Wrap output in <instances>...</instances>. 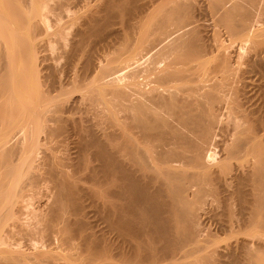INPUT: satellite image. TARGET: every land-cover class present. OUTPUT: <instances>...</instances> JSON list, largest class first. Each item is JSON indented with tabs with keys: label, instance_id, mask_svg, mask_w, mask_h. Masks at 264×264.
<instances>
[{
	"label": "bare ground",
	"instance_id": "1",
	"mask_svg": "<svg viewBox=\"0 0 264 264\" xmlns=\"http://www.w3.org/2000/svg\"><path fill=\"white\" fill-rule=\"evenodd\" d=\"M261 263L264 0H0V264Z\"/></svg>",
	"mask_w": 264,
	"mask_h": 264
},
{
	"label": "rangeland",
	"instance_id": "2",
	"mask_svg": "<svg viewBox=\"0 0 264 264\" xmlns=\"http://www.w3.org/2000/svg\"><path fill=\"white\" fill-rule=\"evenodd\" d=\"M45 184H46V183H45ZM45 184H43L44 186H42V189H40V191H41V190H42V191L44 190V193L47 194V195H46V194H45V195L48 196L50 192L47 193V190L49 191V187H50V186H48V184H47V186H46ZM46 187H48V189H47ZM45 190H46V192H45ZM42 191H41L40 194L43 195L44 193H42ZM40 194H38V195H40ZM42 195H40L41 197H40V196H38V197H40V198L42 199ZM43 196H44V195H43ZM46 196H44L43 198H46ZM38 197L36 196V198H38ZM32 201H35V198H34ZM35 202H37V199H36ZM35 202H34V204H35ZM36 204H37V203H36ZM36 204H35V205H36ZM32 205H33V203H32ZM35 205H33V206H35ZM36 206H37V205H36ZM29 207H31V206H29ZM32 208H33V207H32ZM25 216H27V215H25ZM28 216H29V215H28ZM28 216H27V218H28ZM29 217H31V215H30ZM23 218H24L25 221H29V220H27V218H25L24 216H23ZM28 219H30V218H28ZM24 220H22V221H24ZM31 220H32V218H31ZM10 221H12V220H10ZM10 221H9V223H10ZM12 222H13V221H12ZM12 222H11V223H12ZM217 238H218V239H216V242L218 241V242H219L218 244H223V243L226 241V239H225V235H220V236L217 237ZM56 245H57V244H55V246H53L54 248H57V249H55V250L53 251V252H55L56 255L59 253L58 255H61V254H62V255H64V256H66V254L69 255V253H72V252H74V250H75V249H72L71 252H70V250H67L68 248H66L65 251H64V248H63L64 246H61L62 248L59 247V249H60V248L62 249V250L60 249V250H61V251H60ZM24 248H25V247H24ZM24 248H23V249H24ZM25 249H26V248H25ZM63 251H64V252H63ZM60 253H61V254H60ZM64 253H65V254H64ZM192 259H194V257L190 258L189 260H192ZM261 264H262V263H261ZM263 264H264V263H263Z\"/></svg>",
	"mask_w": 264,
	"mask_h": 264
}]
</instances>
